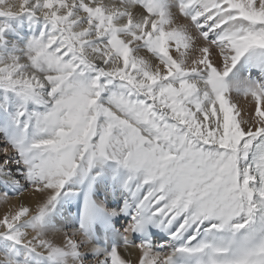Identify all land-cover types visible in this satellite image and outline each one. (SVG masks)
I'll return each mask as SVG.
<instances>
[{
	"label": "snow or ice",
	"instance_id": "obj_1",
	"mask_svg": "<svg viewBox=\"0 0 264 264\" xmlns=\"http://www.w3.org/2000/svg\"><path fill=\"white\" fill-rule=\"evenodd\" d=\"M0 184V264H264V0H0Z\"/></svg>",
	"mask_w": 264,
	"mask_h": 264
},
{
	"label": "bare ground",
	"instance_id": "obj_2",
	"mask_svg": "<svg viewBox=\"0 0 264 264\" xmlns=\"http://www.w3.org/2000/svg\"><path fill=\"white\" fill-rule=\"evenodd\" d=\"M12 2H18V0L16 1L13 0ZM214 59H216V57ZM239 99L241 103L244 102L243 97H240ZM8 190L10 191V194H12V196H7L6 199L0 198V218H2L5 213H11L12 211L16 210L20 205H25L34 209L36 203L40 199V197L34 194L31 189L22 190L20 192H14L11 190V188L6 189L5 186L2 184H0V197L3 196L4 191H8ZM117 227H119V225H117ZM70 229H71V225H69V228L65 229V231H70ZM62 237H63V232H61L60 236L56 238V242H60ZM120 253L124 259L131 260L133 264H136L139 255L138 250L130 248L128 251H125V249L121 247Z\"/></svg>",
	"mask_w": 264,
	"mask_h": 264
},
{
	"label": "rangeland",
	"instance_id": "obj_3",
	"mask_svg": "<svg viewBox=\"0 0 264 264\" xmlns=\"http://www.w3.org/2000/svg\"><path fill=\"white\" fill-rule=\"evenodd\" d=\"M12 1H13V0H12ZM14 1H16V0H14ZM178 22H179V23H181V22L184 23L185 21H184V19L181 17V18L178 20ZM142 54L147 55L146 53H142ZM214 58H215V56L213 57V60H214V62H215L216 59H214ZM4 192H5V191H4ZM7 196H12V194H10V191H9V190L7 191Z\"/></svg>",
	"mask_w": 264,
	"mask_h": 264
}]
</instances>
